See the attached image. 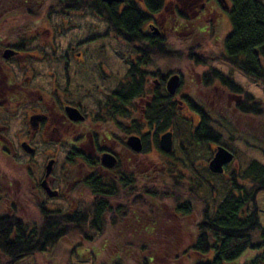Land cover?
<instances>
[{
    "label": "trees",
    "instance_id": "trees-1",
    "mask_svg": "<svg viewBox=\"0 0 264 264\" xmlns=\"http://www.w3.org/2000/svg\"><path fill=\"white\" fill-rule=\"evenodd\" d=\"M46 1L50 3L48 9L56 16H62L66 10L95 13L109 27V33L143 55L144 63L151 56L155 60H173L182 55L172 51L163 32L161 36H155L152 27L147 29L150 22L162 21L161 15L172 17L176 14L169 7L171 0H125L123 4H107L102 0ZM220 1L222 5L223 0ZM224 1L229 5L232 31L225 39L221 60L249 81L264 86V4L259 0ZM178 13L185 18L182 11ZM200 19L203 17L199 16ZM190 55L188 58L193 59L194 56ZM131 74V80L120 88L118 116L128 117L125 109L130 101L145 102L142 120L151 130L153 145L161 156L166 157L172 169H176L179 177L171 174L169 165L166 174L160 170L161 164L156 163L159 161L146 159L152 146L150 137L146 136L143 151L120 156L116 172L110 177L85 175L82 184L89 191L90 203L87 204L89 200L75 202L81 205L64 212L40 205L39 219L33 224L15 215L0 217V257L4 259L3 264H19L26 258H36L71 236L92 241L88 233L92 234L91 238L94 235L101 237L107 227L120 225L126 232L125 237L129 232L136 243L131 245L127 239L119 238L120 253L115 251L110 258L107 257L106 264L128 262V255L124 252L127 248L133 250V256H139L138 264H160L166 259V240L162 237H166V231L161 229L156 214L161 209L160 204L167 199L173 200L174 214L182 224L191 222L189 239L183 241L181 249L179 242L174 250L166 247L172 264L186 261L190 264H264V225L257 206L258 196L264 193V164L252 159L244 168L229 170L228 165L224 174L217 175L209 167L200 169L196 165L198 158L194 157L195 148L210 152L208 147L211 143H225L224 146L230 148L228 142L223 143L224 134L231 141H240L234 135L239 132L233 125L234 118L211 112L188 95L183 96L184 101L176 100L165 87L172 74L167 75L162 89L148 92L143 71L135 67ZM211 74L213 77H206L205 81L214 80L230 91L237 100L235 105L240 115L264 120L263 104L252 100L231 78L216 71ZM241 98L244 101H240ZM182 104L189 108L191 118L181 112ZM140 121H134L131 133L144 131L145 126ZM260 125L258 132L261 134L262 131L261 135H264V121ZM168 131L187 137L178 151L166 153L161 149L159 135ZM240 138L246 145H260L254 147L264 155V143L258 144L255 138L248 141L242 135ZM146 161L149 165L147 170L142 168ZM184 187L188 190L186 194L181 193ZM199 192L204 196L198 205L195 199ZM196 214L197 222L193 220ZM131 246L135 247L131 249ZM100 252L104 250L95 248V258ZM104 253L109 255L106 251Z\"/></svg>",
    "mask_w": 264,
    "mask_h": 264
},
{
    "label": "rangeland",
    "instance_id": "rangeland-1",
    "mask_svg": "<svg viewBox=\"0 0 264 264\" xmlns=\"http://www.w3.org/2000/svg\"><path fill=\"white\" fill-rule=\"evenodd\" d=\"M45 1L46 0H0V42H2V11L6 10L12 12L6 16L7 21L5 24L14 27L22 24V20L27 21V15L37 16L38 19H41L38 24H42L44 21L46 22L48 17V23L46 22L44 24L61 26V24L66 23L67 25L74 26L71 32L68 33L65 31L63 33V37L61 38L63 41L73 40V37L78 38L77 40L88 41L95 40L96 38L101 42V45H105L104 49H102L104 54L101 56H108L111 57L112 60H117L120 77L126 72L125 65L120 60V55L123 54L124 58H126L130 48L123 43L121 44L120 41L111 42L115 39L103 37L105 35L106 24L102 19L91 11H83L81 13L66 16L65 20H62L60 17H56L55 14L53 15V13L50 12L48 9L50 3ZM259 1L264 4V0ZM207 2V0H198L195 2V8L189 10L190 0H171L169 7L172 9L173 14L174 12H176V14L172 15V17L161 15L163 22L162 31L172 51L182 55L178 59H163V66L160 68L166 74H179L182 76V85L175 95L176 100H183V96L188 95L211 110V112L223 114L227 118L231 116V119L234 118L233 125L239 131L238 133H234V135L237 136L240 141H236L235 139L231 141L227 138V135L224 134L223 143L228 142L230 148L224 146L225 143H211L210 147H208V149L210 148V152L208 150L201 151L200 148H195L194 157L198 158L196 165L200 169L209 167V163L214 157L212 154L216 152L218 147H226L228 151L235 155L234 161L230 164V168H228L229 170L233 168H244L252 159L264 164L263 153L259 151L258 147H254L260 145H256L255 143L246 145L241 141L243 139L240 138V135L248 141H250L249 139L251 138H255L257 139V143L259 142L258 144H263L264 135H261L262 131L260 134L258 130L262 127L260 124L263 123L264 120L257 117L252 118L250 116L240 115L237 112L238 110H236L235 102H237V100L230 91L221 87V85L214 80H211V82L208 81V83L205 81L206 77H213V74H211L212 71L219 72L231 78L252 100H258L264 105V86L249 81L241 73L231 69L221 60V56L224 54L225 50V39L232 31L228 10H224V6L217 0L216 4H214V9L217 12L214 20L215 22L217 20L215 26L211 25L213 20L212 16H209L206 22L205 20H207V18H204V22H202L203 19L199 20L198 14L195 15V11H200L201 6L207 4ZM227 7L229 8V5ZM14 10H17L16 14ZM29 10H32V12ZM182 10L184 11L185 18H181L178 15V11ZM98 50L100 51V49ZM189 54H191L190 56H194L193 59L188 58ZM197 61H199V63H197ZM156 66H159V64ZM157 68L159 67H156V69ZM152 86L153 84L151 81L150 87ZM240 101H244V99L241 98ZM135 103H137L139 109L142 110L145 102L137 100ZM180 108L185 117H192V115L188 113L189 108L186 105L183 106L182 104ZM139 113L140 111H138L137 115H139ZM22 129H24L23 124H19L18 121L14 122L12 124L10 136H13V134L15 135L16 132L22 131ZM163 134L159 135V140ZM186 139L187 137L182 138V135L175 133L174 151H178L183 145V141H186ZM153 142L152 140L149 141L152 146H150L151 151L147 154L146 159L150 162L154 160L159 161L156 163L161 164L162 168L160 170H163V173L167 174L168 161L166 157L161 156V154L156 151ZM9 147L14 149L12 152L18 154L20 159L18 160L13 155L9 156V150L4 153V148L0 147V217L15 215L17 218L29 224H33L39 219L38 207L40 205L44 204L48 209L64 212L71 207L81 205H76L74 204L75 202H86L90 199L87 187L82 184L87 172L79 161L69 163L68 160H66V148L59 146V150H56L57 146L52 144H37L35 146L37 152L34 156H29L19 152L20 148L17 143L7 145V148ZM125 147L124 144H120L119 153L121 157L129 154ZM50 154H54L58 161L51 178V185L60 192V197L52 199L49 198L45 192L39 190L36 185V183L40 184L43 180L47 156ZM131 158L132 160L134 159L132 155ZM144 162L145 161H143V163ZM148 166L147 162L142 168L146 169ZM163 167H166V169ZM168 168H170L173 176L179 177L175 171L176 169L173 170L170 165ZM185 173L189 174V172ZM185 188L186 187L181 189L182 194L188 193V190ZM198 194L199 196L197 195L195 203L199 205L201 204L204 194L201 192ZM90 202L89 200L87 204ZM160 205L161 209L157 212L156 218L160 223L161 229L166 231V237L162 236L166 240V245L164 246L166 259L165 261H161L160 264H172L167 255V252H170L169 248L166 247H172V250H174L179 242L180 250L183 241L189 239L188 232L191 230V222L182 224L180 218L176 217L172 199H167L166 202ZM257 206L260 210L261 222L264 225V193H260L258 196ZM197 215L198 214L193 217L195 222L199 219L196 217ZM148 217H150L149 214ZM121 229H123L122 225L117 228L107 227L101 237L94 235V237L91 238L92 234L88 233L89 239L92 241L80 239L78 236H71L51 249L48 253L37 256L36 258H26L19 264H106L105 260L107 257L110 258L115 251L120 253L119 238L123 237L124 240L127 239L126 241L131 245H135L136 243V241L131 238L133 235L128 232L126 238V232ZM167 240L170 243H168ZM114 244H117L118 247L116 245L114 248ZM134 247L131 246V249ZM95 248L101 251L103 249L104 252H108L109 255L107 256L104 252H100L98 257L95 258L93 255ZM124 252L128 255V262H124V260L121 264H138L139 256H133V250L129 251L127 248ZM115 261L118 262L117 259H115ZM3 263L4 259L0 257V264ZM177 264L190 263L186 261L178 262Z\"/></svg>",
    "mask_w": 264,
    "mask_h": 264
},
{
    "label": "flooded vegetation",
    "instance_id": "flooded-vegetation-1",
    "mask_svg": "<svg viewBox=\"0 0 264 264\" xmlns=\"http://www.w3.org/2000/svg\"><path fill=\"white\" fill-rule=\"evenodd\" d=\"M197 1L190 0L189 10L195 8ZM207 1V4L201 6L200 11H195V15L207 18L205 22L212 16L211 25L215 26L217 12L214 4L217 0ZM219 2L221 3L220 0ZM224 10L229 11V8ZM14 11L16 14L17 10ZM81 12L83 10H66L58 17L65 20L66 16ZM11 13L2 11L0 147L4 148V153L9 150V156L13 155L19 160L18 154H14L12 152L14 149L7 148V145L17 143L19 152L29 156L35 155L37 144H52L57 146L56 150L62 146L67 150L66 160L69 163L79 161L87 175L99 174L110 177L116 172L120 162V144L126 145L128 155H133V150L128 145L130 138L138 137L143 145L146 136L151 140V130L145 120H142L143 107L140 110L136 101L132 100L126 106L128 117L118 116L120 88L131 80L133 76L131 73L137 67L143 71L147 92L162 89L168 75L160 68L163 66V59L155 60L156 58L153 59L151 56L148 61L152 60V63L149 64L148 61L144 63L143 55L137 53L135 47L109 33V27L106 25L103 37L117 40L111 42L120 41L130 48L126 58L123 54L120 55V60L126 68V72L120 77L117 60L101 56L104 54L102 49L105 45H101L98 39L88 41L73 37V40L63 41L61 39L63 33L71 32L74 26L66 23L61 26L44 24L48 23V17L46 22L38 24L41 19L27 15V21L22 20V24L15 27L6 25V16ZM162 25L163 22L159 20L150 22L147 29L156 27L159 30L158 36H161ZM8 53L11 56L7 57ZM158 64L159 66H156ZM137 120H141L140 124L145 126L144 131L131 133L134 121ZM16 121L23 124L24 129L10 136L12 124ZM23 146L33 149V153L29 154ZM105 155L116 158L114 168L103 165L102 159ZM57 162L54 154L48 155L43 180L40 184L36 183L38 189L48 196L43 187L46 181L47 185L58 193L55 198L60 197V192L52 187L51 178ZM50 163L53 164V168L47 177V167Z\"/></svg>",
    "mask_w": 264,
    "mask_h": 264
},
{
    "label": "water",
    "instance_id": "water-1",
    "mask_svg": "<svg viewBox=\"0 0 264 264\" xmlns=\"http://www.w3.org/2000/svg\"><path fill=\"white\" fill-rule=\"evenodd\" d=\"M107 4L119 3L123 4L125 0H102ZM225 2V1H223ZM226 8V7H224ZM153 34L155 36L159 35V30L156 27H152ZM11 56V54H7V57ZM181 86V76L179 74H175L169 77L166 88L167 92L175 96ZM129 147L136 153H141L144 149L142 141L138 137H132L128 141ZM25 150L29 153H33V149L23 146ZM160 147L166 153H172L174 150V133L172 131H168L160 137ZM235 155L232 154L224 147H218L213 159L209 163V170L213 174L222 175L225 173V167L230 165L234 161ZM103 165L108 168H114L117 160L113 156H104L102 159ZM53 168V164L50 163L47 167V177H49ZM43 187L46 190L48 196L50 198H55L58 196V193L53 191L48 185L47 182L44 181Z\"/></svg>",
    "mask_w": 264,
    "mask_h": 264
}]
</instances>
